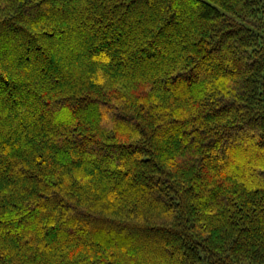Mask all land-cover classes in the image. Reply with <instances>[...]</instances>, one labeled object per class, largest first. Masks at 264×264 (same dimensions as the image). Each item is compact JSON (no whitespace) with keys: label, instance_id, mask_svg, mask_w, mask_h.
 <instances>
[{"label":"trees","instance_id":"1","mask_svg":"<svg viewBox=\"0 0 264 264\" xmlns=\"http://www.w3.org/2000/svg\"><path fill=\"white\" fill-rule=\"evenodd\" d=\"M0 264H264V0H0Z\"/></svg>","mask_w":264,"mask_h":264},{"label":"bare ground","instance_id":"2","mask_svg":"<svg viewBox=\"0 0 264 264\" xmlns=\"http://www.w3.org/2000/svg\"><path fill=\"white\" fill-rule=\"evenodd\" d=\"M263 4V3H262ZM260 93V92H259Z\"/></svg>","mask_w":264,"mask_h":264}]
</instances>
